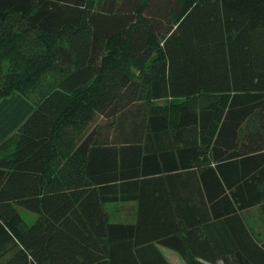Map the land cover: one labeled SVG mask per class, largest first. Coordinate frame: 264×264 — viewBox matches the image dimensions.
Here are the masks:
<instances>
[{
  "label": "trees",
  "instance_id": "obj_1",
  "mask_svg": "<svg viewBox=\"0 0 264 264\" xmlns=\"http://www.w3.org/2000/svg\"><path fill=\"white\" fill-rule=\"evenodd\" d=\"M48 73L0 142V264H264V0H0V100Z\"/></svg>",
  "mask_w": 264,
  "mask_h": 264
},
{
  "label": "rangeland",
  "instance_id": "obj_2",
  "mask_svg": "<svg viewBox=\"0 0 264 264\" xmlns=\"http://www.w3.org/2000/svg\"><path fill=\"white\" fill-rule=\"evenodd\" d=\"M38 38V37H37ZM36 40V39H35ZM2 67L3 70H9L11 67V63H9L7 60L2 61ZM136 64V63H135ZM131 65V68L136 71L137 70V64L136 65ZM50 75L49 73L46 75H43L40 79L39 84L34 88V89H30L29 91V95L31 97H26L24 95L23 98L25 99V101L27 102V104L30 106H32V108H25L24 110V115L25 118L32 112L33 107H34V96H40L41 94H43L44 92H46L48 89L51 88L52 84H51V80H50ZM203 96V95H202ZM205 96L194 100V102H192L194 105H200L202 102L201 100H205ZM181 100H179L180 102ZM165 103L169 108L172 106V104H174L172 99L169 100H163L160 101V104ZM172 112V111H171ZM104 209L107 212L109 218L111 220H123V219H129L128 216H131L133 212L129 211L130 208H128L127 206V202H113V203H107L104 205ZM17 210L20 214L21 217V224H23L24 226H29L31 225L34 220L36 219L37 215L33 212H30L28 210H26L25 208L22 207H17ZM243 217L245 219V221L247 222V224L255 231L258 233H261L262 235H264V217H262V214L260 212V209L258 206L252 207L247 211L243 212ZM161 246H158V248L160 249ZM176 253V252H173ZM177 254V253H176ZM178 255V254H177ZM179 260L181 261L182 264H187L185 262V260L178 255ZM172 262L174 260H171Z\"/></svg>",
  "mask_w": 264,
  "mask_h": 264
},
{
  "label": "crops",
  "instance_id": "obj_3",
  "mask_svg": "<svg viewBox=\"0 0 264 264\" xmlns=\"http://www.w3.org/2000/svg\"><path fill=\"white\" fill-rule=\"evenodd\" d=\"M25 108H32L28 105L21 94L14 92L11 95L2 98L0 100V142L11 135L19 126V124L25 119L24 110ZM129 211L133 212L131 216H128L129 219L123 220H113L120 222H130L134 221V213L136 210L134 202H127ZM161 253L165 256L170 264H182L174 251L166 248L160 247ZM171 260H174L173 262ZM217 264H223L221 261H218Z\"/></svg>",
  "mask_w": 264,
  "mask_h": 264
}]
</instances>
